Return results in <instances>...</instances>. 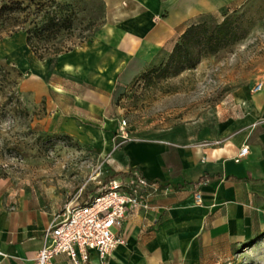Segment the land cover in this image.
Returning a JSON list of instances; mask_svg holds the SVG:
<instances>
[{
	"label": "crops",
	"instance_id": "crops-1",
	"mask_svg": "<svg viewBox=\"0 0 264 264\" xmlns=\"http://www.w3.org/2000/svg\"><path fill=\"white\" fill-rule=\"evenodd\" d=\"M134 1L148 8L106 24L85 45L52 60L26 53L31 72L20 80L22 92L34 101L70 114L63 130H91L92 142L107 150L120 121L111 107L117 76L135 58L154 59L177 19L168 15L153 27V13L167 4L179 15L215 0ZM259 82L262 87L255 89ZM259 82L239 86L228 100L190 121L115 147L109 159L115 171L105 182L138 170L162 187L150 193L149 208L133 209L123 219L118 232L124 242L107 264H216L264 231V79ZM245 145L246 153L236 160ZM52 213L0 176V264H31ZM55 260L69 264L65 254ZM91 263L98 264L94 252Z\"/></svg>",
	"mask_w": 264,
	"mask_h": 264
},
{
	"label": "rangeland",
	"instance_id": "rangeland-1",
	"mask_svg": "<svg viewBox=\"0 0 264 264\" xmlns=\"http://www.w3.org/2000/svg\"><path fill=\"white\" fill-rule=\"evenodd\" d=\"M8 1L0 0V5ZM19 1L26 4L30 0ZM57 1L68 2L72 25L36 43L45 60L61 50L87 44L106 24L148 8L134 0H54L52 8L59 6ZM163 5L151 16V25L157 26L168 15L177 19L154 59L135 58L117 76L112 114L120 121L125 119V124L121 128L119 121L108 150L92 142L91 130L72 134L63 130L69 113H58L47 108L43 99L36 102L22 92L20 80L31 72L26 53L38 58L25 38L26 27L39 18L36 7L0 17V176L37 198L52 215L104 184L115 171L110 154L126 139L190 121L228 100L239 86L264 79V0H215L179 15L173 6ZM208 11L214 12L216 20L222 19L224 11L239 15L248 33L209 53L196 67L175 76H159L152 66L167 56L185 22ZM106 29L114 30L113 26ZM216 264H264V231L237 245L232 254L222 255Z\"/></svg>",
	"mask_w": 264,
	"mask_h": 264
},
{
	"label": "built area",
	"instance_id": "built-area-1",
	"mask_svg": "<svg viewBox=\"0 0 264 264\" xmlns=\"http://www.w3.org/2000/svg\"><path fill=\"white\" fill-rule=\"evenodd\" d=\"M257 83L255 89H260ZM125 119L120 121V127ZM126 138L127 133L122 131ZM248 146L241 148L240 160ZM161 183L148 179L138 170H132L125 177H111L101 187L89 192L77 201H69L62 211L54 213L41 232V246L31 264H57L55 258L65 254L69 264H89L94 252L103 264L116 246L124 242L118 232L123 219L139 207L149 208V195L161 189ZM169 190L170 186H163ZM195 198L201 203L202 193L195 191ZM0 255L4 252L0 249Z\"/></svg>",
	"mask_w": 264,
	"mask_h": 264
},
{
	"label": "trees",
	"instance_id": "trees-1",
	"mask_svg": "<svg viewBox=\"0 0 264 264\" xmlns=\"http://www.w3.org/2000/svg\"><path fill=\"white\" fill-rule=\"evenodd\" d=\"M51 1L54 0H30L22 4L19 0H10L0 5V17L3 14L9 15L10 12L36 7L39 18L32 20L26 27L25 38L40 59L45 58V55L39 51L36 43L49 40L63 28L71 27L73 20L70 10L67 9V1H57L59 6L53 8ZM184 25L167 56L152 66L161 77L175 76L188 68L196 67L209 53L219 51L248 33L240 16H234L228 11H224L221 20L214 18V12H202L188 19ZM54 57L49 59L52 60ZM66 136L70 138V135Z\"/></svg>",
	"mask_w": 264,
	"mask_h": 264
}]
</instances>
